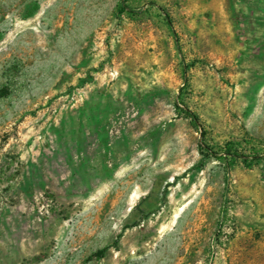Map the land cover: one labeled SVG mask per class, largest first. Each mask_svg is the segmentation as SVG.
<instances>
[{"label":"rangeland","instance_id":"374dc122","mask_svg":"<svg viewBox=\"0 0 264 264\" xmlns=\"http://www.w3.org/2000/svg\"><path fill=\"white\" fill-rule=\"evenodd\" d=\"M0 264H264V0H0Z\"/></svg>","mask_w":264,"mask_h":264},{"label":"trees","instance_id":"16d2710c","mask_svg":"<svg viewBox=\"0 0 264 264\" xmlns=\"http://www.w3.org/2000/svg\"><path fill=\"white\" fill-rule=\"evenodd\" d=\"M167 17V19L169 20V18H168V16H166ZM170 21V20H169ZM188 111V113L191 115V117H192V119H194V121L196 120L195 119V115L190 111V110H187ZM228 153V152H227ZM235 155H237V154H235ZM219 158H222L221 156H218ZM259 157H261V156H253V158H259ZM106 251H107V248L105 247V248H101V249H99V250H97L96 252H95V256L96 257H103L104 255H105V253H106Z\"/></svg>","mask_w":264,"mask_h":264}]
</instances>
